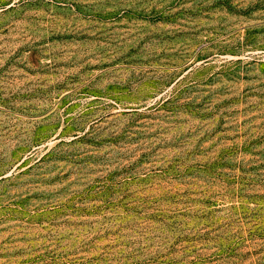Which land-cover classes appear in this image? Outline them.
<instances>
[{
    "label": "rangeland",
    "instance_id": "rangeland-1",
    "mask_svg": "<svg viewBox=\"0 0 264 264\" xmlns=\"http://www.w3.org/2000/svg\"><path fill=\"white\" fill-rule=\"evenodd\" d=\"M0 264H264V0H0Z\"/></svg>",
    "mask_w": 264,
    "mask_h": 264
}]
</instances>
